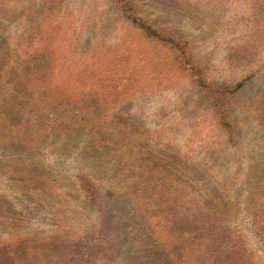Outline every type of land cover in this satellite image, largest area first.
<instances>
[{"label": "rangeland", "instance_id": "1", "mask_svg": "<svg viewBox=\"0 0 264 264\" xmlns=\"http://www.w3.org/2000/svg\"><path fill=\"white\" fill-rule=\"evenodd\" d=\"M135 5L144 18L164 25L174 43L136 27L119 0H0L3 31L14 33L15 24L33 31L30 56L35 59L20 76L32 96H48L46 105L36 106L34 120L40 123L49 114L51 129L96 127L85 133L78 127L72 141L52 146L45 141L33 152L31 160L43 163L35 166L39 176L54 177L46 193L25 199L0 170V259L3 251L10 264H88L67 247L84 220L76 176L80 170L107 176L110 194L120 199L125 188L113 180L122 175L123 159L91 165L82 155H91L84 149L86 139L98 145L106 139L112 146L96 153L117 156L114 144L133 139L119 126L125 121L156 151L221 173L230 209L224 225L241 231L250 264H264V242L255 224L264 211V0H136ZM238 84L243 86L232 92ZM8 90L0 83V98ZM219 107L228 114L232 133L224 128ZM14 153L0 148V168L11 164ZM117 207L112 226L130 264L140 256L132 248L135 217H121L120 210H130ZM189 258L173 264H196ZM95 264L113 263L103 258Z\"/></svg>", "mask_w": 264, "mask_h": 264}, {"label": "trees", "instance_id": "2", "mask_svg": "<svg viewBox=\"0 0 264 264\" xmlns=\"http://www.w3.org/2000/svg\"><path fill=\"white\" fill-rule=\"evenodd\" d=\"M119 1L123 4L125 17L149 37L174 43L166 37L164 25L156 24V21L144 18L140 11H136V0ZM14 27L16 31L9 35V29L3 31L0 26V83L9 87L0 98V148L15 150L11 164L0 170L5 172L4 177L10 183L19 185L25 199H32V194L46 193L54 182L51 173L39 176L41 170H36L35 166L43 163L31 160L33 152L40 149L45 141L46 146L60 145L72 141L78 127L82 129L78 132L85 133V128L88 130L94 126L60 124L51 129L49 114L40 123L34 120L37 117L34 113L36 106L46 105L48 96L40 92L32 96L25 86L27 81L20 76V72L29 71L27 67L35 59L30 56L33 31L17 24ZM242 86L238 84L232 92ZM225 91L231 93L228 88ZM261 100L262 97L259 102ZM216 110L221 111L224 128L232 133L224 108ZM44 111L39 110L40 113ZM82 121L86 123V120ZM119 124L133 139L114 144L117 156L96 153V149L112 146L110 141L100 139L101 145H98L88 143L86 139L84 149L90 151L91 155H82V159L91 165L109 159L110 162L106 164L111 165L118 158L123 159L122 175L113 183L124 186V193L116 200L110 194L107 176L97 177L86 170L78 172L77 195L82 199L85 211H80L84 220L76 224L75 229L79 234L67 245L72 248L71 255L82 257L83 262L88 264H95L103 258L113 264H127L128 259L124 250H120L121 242L116 235L119 231L116 224L112 226L114 217L111 216L118 205H125L130 211L124 213L120 210V216L131 214L135 217L132 248L140 253L130 264L181 263L190 260L189 256L196 264H250L252 255L245 246L241 231L236 232L224 225L230 209L221 186V173L196 168L189 160L174 153L158 152L148 145L150 142L141 140L143 135L132 124L125 121ZM51 138L52 143H49ZM166 152L171 150L166 149ZM262 174L260 198L264 199V171ZM64 197L69 200L72 195L67 192ZM255 224L264 242V211L259 212ZM92 234L97 235L96 239L92 240ZM178 245L187 248H177ZM192 247L196 249L194 252L187 256L183 254ZM9 257V253L2 251L0 264H10Z\"/></svg>", "mask_w": 264, "mask_h": 264}]
</instances>
